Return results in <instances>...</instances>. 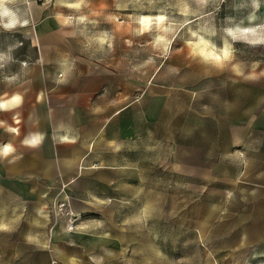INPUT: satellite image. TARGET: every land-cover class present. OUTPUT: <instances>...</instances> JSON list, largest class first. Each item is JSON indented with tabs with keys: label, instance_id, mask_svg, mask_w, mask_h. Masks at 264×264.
<instances>
[{
	"label": "rangeland",
	"instance_id": "rangeland-1",
	"mask_svg": "<svg viewBox=\"0 0 264 264\" xmlns=\"http://www.w3.org/2000/svg\"><path fill=\"white\" fill-rule=\"evenodd\" d=\"M63 1L74 22L94 26L127 59L134 79L157 72L156 84L179 102L173 124L169 117L159 126L142 197L128 198L125 211L102 224L93 212L79 214L69 182L59 181L48 192L45 228L8 230L0 222L7 226L0 264L9 263L11 243L15 264H264V43L233 40L227 31L264 35V0ZM73 3L80 8L67 6ZM141 18L150 19L147 28ZM198 38L217 55L227 45L229 58L205 59ZM65 184L81 237L64 238L73 232L47 212ZM65 253L72 261L62 260Z\"/></svg>",
	"mask_w": 264,
	"mask_h": 264
},
{
	"label": "crops",
	"instance_id": "crops-1",
	"mask_svg": "<svg viewBox=\"0 0 264 264\" xmlns=\"http://www.w3.org/2000/svg\"><path fill=\"white\" fill-rule=\"evenodd\" d=\"M65 5L4 0L27 21L11 29L0 24V102L21 97L0 109V145L14 148L0 156V222L8 230L16 223L45 228L48 192L59 181L69 182L83 217L93 212L103 224L124 212L128 198L143 195V171L156 155L159 126L169 117L174 122L179 99L156 84L157 72L134 79L127 59L114 55L106 40L100 44L94 26L74 22ZM37 134L43 135L38 146L23 143ZM80 225L86 230L84 219ZM81 231L64 238L81 237ZM13 244L4 253L10 264L16 261ZM39 244L45 253L47 239ZM73 258L65 253L62 260Z\"/></svg>",
	"mask_w": 264,
	"mask_h": 264
},
{
	"label": "clouds",
	"instance_id": "clouds-1",
	"mask_svg": "<svg viewBox=\"0 0 264 264\" xmlns=\"http://www.w3.org/2000/svg\"><path fill=\"white\" fill-rule=\"evenodd\" d=\"M67 6L69 8L79 9L81 5L80 3H73V4H68ZM2 17H7L6 21H4L3 19H0V24H2V26L5 29H11L18 24L24 25L27 23L26 20L19 19L15 13H13L8 8H6L4 6V0H0V18ZM70 19L71 18H68L67 20H65V22L66 23L70 22ZM84 19L85 17L83 16L79 17L80 21H83ZM162 20H164V17L162 16L156 17L157 23H159ZM149 22H150L149 18H141V21H140V23L144 26V28L148 27ZM227 31L233 40H237V39L246 40L252 44L264 43V35H255L256 30L252 28H236L235 30L228 29ZM249 33L253 34L254 38H250L249 35H247ZM192 35L195 36L196 33L193 32ZM198 39H199V43L196 45V47L200 50V54L205 59H211L213 61L220 62L221 60H226L229 58L230 50L227 45L219 49L220 54L217 55L218 50L214 46L211 47V50L205 51V49H208L210 47L209 44L203 38H198ZM99 42L100 44L105 43V37L104 36L100 37ZM109 46H111L110 43H109ZM20 102H21V97L19 95H13L11 98L0 102V109L10 108L14 105L19 104ZM10 130L13 132L17 131V129L15 128L10 129ZM42 140H43V135L37 134L33 136L31 139H25L23 143L25 145L35 147V146H38ZM12 152H14V148L11 144L8 143V144L0 145V156H7L8 154ZM6 227H7L6 225H0V228H6Z\"/></svg>",
	"mask_w": 264,
	"mask_h": 264
},
{
	"label": "built area",
	"instance_id": "built-area-1",
	"mask_svg": "<svg viewBox=\"0 0 264 264\" xmlns=\"http://www.w3.org/2000/svg\"><path fill=\"white\" fill-rule=\"evenodd\" d=\"M67 185L65 184L61 188L63 197L60 199H54L47 212L50 213V216L55 223L61 222L67 231L73 232L78 228L79 223L77 220L79 216L71 205V196L68 193V190L64 189Z\"/></svg>",
	"mask_w": 264,
	"mask_h": 264
},
{
	"label": "bare ground",
	"instance_id": "bare-ground-1",
	"mask_svg": "<svg viewBox=\"0 0 264 264\" xmlns=\"http://www.w3.org/2000/svg\"><path fill=\"white\" fill-rule=\"evenodd\" d=\"M262 13H264V9H263ZM256 16H257V15H255V12H252V13L250 14L249 18H250V19H254ZM244 28H246V27H244Z\"/></svg>",
	"mask_w": 264,
	"mask_h": 264
}]
</instances>
